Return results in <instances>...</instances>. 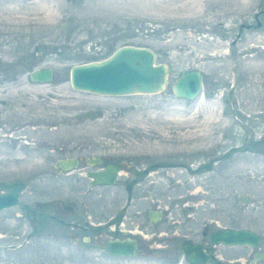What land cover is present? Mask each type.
Listing matches in <instances>:
<instances>
[{"label": "rangeland", "instance_id": "374dc122", "mask_svg": "<svg viewBox=\"0 0 264 264\" xmlns=\"http://www.w3.org/2000/svg\"><path fill=\"white\" fill-rule=\"evenodd\" d=\"M129 44L151 47L169 65L164 90L72 89L70 66ZM38 66L53 69L48 83L29 79ZM192 66L203 74L200 95L179 99L171 82ZM73 154L123 170L157 163L129 195L135 210L164 211L157 224L134 225L149 223L155 254L87 250L68 227L34 220L36 202L64 203L67 176L52 168ZM15 179L25 189L19 206L0 211V264H167L164 239L179 233L200 239L207 225L264 234V0H0V183ZM125 182L120 176L86 201L112 212Z\"/></svg>", "mask_w": 264, "mask_h": 264}, {"label": "water", "instance_id": "95a60500", "mask_svg": "<svg viewBox=\"0 0 264 264\" xmlns=\"http://www.w3.org/2000/svg\"><path fill=\"white\" fill-rule=\"evenodd\" d=\"M156 61L157 54L151 47L134 46L132 44L119 45L107 58L70 66L69 79L71 87L77 91L92 92L99 96L156 94L167 87V81H169L168 70H170L168 64L157 63ZM29 71V79L35 83H48L54 76V71L49 66H38V68ZM178 73L179 75L171 82L172 94L179 99L193 100L195 97L197 98L202 89L201 79L203 74L195 66L187 69L182 68ZM57 161L58 166H64L66 169L77 163L75 157H63ZM96 162L94 160L91 164ZM113 168V165L106 164L104 170L91 172L89 177L94 180V184L112 185L115 175V169ZM23 189H25V183L16 179L8 182L2 181L0 183V211L4 208L19 206ZM57 203L56 201L40 202L38 210L51 215L52 209L55 208ZM159 214L160 210L149 209L148 217L151 218L153 223H156ZM209 236L210 243L213 245L220 243L226 246L244 244L255 248L259 240L258 234L252 228L243 227H220L218 230L211 231ZM134 246L135 242L131 238L124 241L108 239L107 247L103 250L114 256H134L136 255ZM181 247L183 256L193 264H201V256L205 259L201 244L184 241L181 243Z\"/></svg>", "mask_w": 264, "mask_h": 264}, {"label": "flooded vegetation", "instance_id": "af4514ba", "mask_svg": "<svg viewBox=\"0 0 264 264\" xmlns=\"http://www.w3.org/2000/svg\"><path fill=\"white\" fill-rule=\"evenodd\" d=\"M70 157H75L77 160L76 165L73 167L66 169L64 166H58L57 162V166L52 168L56 169L60 173H64L67 176L66 178L69 184L67 190L69 189V193L66 194L67 197L65 198L64 203L55 199V201L58 203L55 205V208L52 209V214L48 215L47 213H42L38 210V204L40 202H36V213L33 215L34 220L37 219L39 222L45 218H48L50 221H57L62 226L68 227L67 232L69 233L70 239L73 241L78 240L77 242L80 244V246L87 250L94 249L104 254H110L103 250L107 247L108 239H120L121 241H124L125 239L131 238L135 242L134 249L136 255L134 256H138L139 254L143 255L144 253L149 254V249L154 251L155 248L151 246L152 244L145 242L148 238L152 237L150 233L152 230L148 226L149 223L145 224V222H143L144 225L142 223V229H137L134 225H136V227L140 225L138 222H136L138 218L142 219L140 221L147 219L149 222H151V225L157 224L160 219H162V214L164 211L158 206L154 209L148 206L147 208L144 207L143 210H135L133 207H131L133 199L129 197V195L131 194L132 187H134V185L140 181L139 176L141 177V175L144 174V176L146 175L150 178L152 173L151 171L154 170L157 163L155 162L153 165L148 164L145 170H123V168L127 167L126 164L122 165L116 160L107 161V159L96 156V154H84L83 156L73 154ZM94 160L97 162L91 164V162H94ZM106 164L113 165V169H115V175L113 177L114 183L112 185L94 184V180L89 177V174L97 170H104ZM120 176L125 177L126 181H128L123 185L126 195L123 203L118 205L114 211H103L101 204L97 203L95 205L92 200L90 202L86 201L89 194L90 196L95 195V192H92V190H95L96 188L101 190L105 187L109 188L114 186L119 180ZM82 189H86L87 191L83 193ZM95 197L98 198V195L96 194ZM55 201L51 200L47 202ZM149 202L152 201L149 200ZM149 209H153L155 211L160 210L158 221L156 223H153L151 218L148 217ZM104 212L109 213L104 217ZM129 226H134V230H131ZM211 231L206 225L200 232V239H196V237L192 236V231L177 234L181 237L179 241H174L172 237L166 238L164 239V244L162 246L164 250L162 249V255L160 256L167 260V264H193V262L188 261L183 256L181 247V243L184 241H191L195 244H201L203 248V255L205 259L203 256H201V264H264V234L254 231L259 236V240L257 241L258 245L254 248V246H248L244 244L226 246L223 245V243H220L213 245L210 243L209 234ZM233 246H242L244 248L241 250L239 255L226 253V249ZM245 248H247V250H245ZM155 251H157V248Z\"/></svg>", "mask_w": 264, "mask_h": 264}]
</instances>
